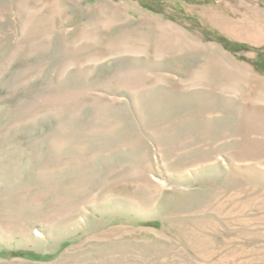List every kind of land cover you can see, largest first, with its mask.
<instances>
[{
	"label": "rangeland",
	"instance_id": "374dc122",
	"mask_svg": "<svg viewBox=\"0 0 264 264\" xmlns=\"http://www.w3.org/2000/svg\"><path fill=\"white\" fill-rule=\"evenodd\" d=\"M0 264H264V0H0Z\"/></svg>",
	"mask_w": 264,
	"mask_h": 264
}]
</instances>
